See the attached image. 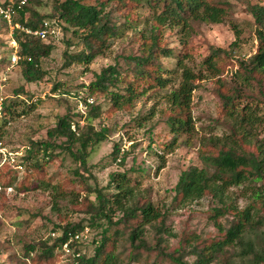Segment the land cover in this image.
I'll use <instances>...</instances> for the list:
<instances>
[{
	"label": "trees",
	"instance_id": "obj_1",
	"mask_svg": "<svg viewBox=\"0 0 264 264\" xmlns=\"http://www.w3.org/2000/svg\"><path fill=\"white\" fill-rule=\"evenodd\" d=\"M10 1L6 0L4 4ZM12 1L13 20L10 24L0 14L3 25L0 29L6 27L11 34L9 42L12 46L9 45L6 51L20 56L15 64L21 67L28 82L41 81L46 75L42 61L53 50V44L47 42L54 35L55 21L65 29H71L82 45L78 51L65 52L67 66L81 64L88 71L90 65L109 52L114 41L128 29L133 31V42L138 44L136 53L124 57V65H108L95 73L94 81L83 85L84 98H94L86 115L69 111L48 130L51 140H31L23 157L26 171L22 179H18L17 172L15 175L11 171L6 175L0 172L3 191L13 186L19 191L30 190L37 182L38 188L53 192L58 210L59 202L69 198L74 211L90 214L88 224H85L86 219L58 224L52 229V245L31 242L25 245L24 253L18 258L27 264H58L67 253L65 244L69 243V264H117V259L124 254V251L117 250L118 247L120 244L126 247L121 243L123 238L131 242L133 250L130 254L138 259L144 251L150 253L154 249L147 239L148 230L159 233V242L165 240L163 234L174 235L167 223V203L160 206L155 202L151 186L145 187L146 195L137 191L142 186L140 175L114 172L108 187H94L91 183L94 177L89 175V158L97 147L109 142L114 133L109 124L100 122L98 128L92 120L102 119L104 114L110 116L132 109L149 92L174 86L167 95L171 112L166 120L172 139L165 147L172 151L179 136L187 134L190 137L196 131L193 97L203 75L185 63L199 52L192 39L194 29L201 24H224L233 30L234 41L229 47L209 45L202 66L216 77L219 111L233 118L242 131H232L223 137H203L200 156L203 165L191 164L182 171L171 203L172 206H181L211 196L219 204L210 215L218 232L209 237L185 234L174 251H161L162 256L158 258L171 264H189L184 261L185 256L195 258L192 264H264V215L256 206L264 203V192L255 191V200L246 208H239L229 196L231 187L264 179V137H258L264 134V0H237L246 5L253 20L240 19L236 15L234 0H27L25 4L22 0ZM48 5L51 10L42 13L39 8ZM140 9L147 13L143 16ZM45 21L50 23L47 39L26 32V29L43 27ZM166 28H179L182 48L166 44ZM247 31L250 32L248 36ZM247 38L257 41L255 52L249 56L238 55ZM8 58L0 60L6 62ZM163 58L176 59L177 68L182 70L179 86L174 85L172 72L165 69ZM61 86L56 84L54 90H60ZM63 91L71 92L68 89ZM63 91L61 93H65ZM101 96L110 102L105 111L96 102ZM12 103H5L0 108L5 124L12 121L9 118L20 116L13 108L16 101ZM35 106L30 105L29 111ZM81 117L90 121L78 128V134L72 124ZM141 120H136L137 126H143ZM189 137L183 144L188 143ZM53 138L65 140L58 144ZM253 139L257 141L254 144L258 150L251 145ZM58 149L71 154L78 166L74 170V179L69 177L53 184L48 166L59 159ZM121 150V143L115 142L111 153L114 163L125 162L128 152L121 153ZM140 170L141 174L145 173ZM118 213L120 216L115 219ZM226 215L232 217L228 227L218 220ZM89 226L101 229L100 235L93 240V255L83 251L85 240H71Z\"/></svg>",
	"mask_w": 264,
	"mask_h": 264
},
{
	"label": "rangeland",
	"instance_id": "obj_2",
	"mask_svg": "<svg viewBox=\"0 0 264 264\" xmlns=\"http://www.w3.org/2000/svg\"><path fill=\"white\" fill-rule=\"evenodd\" d=\"M0 1L4 3L6 0ZM234 3H236V15L240 19L253 20L246 5L237 0H234ZM39 9L42 13L49 12L51 5ZM139 11L143 16L147 13L144 9ZM0 25L3 27L2 23ZM53 30L54 35L47 42L53 44V50L42 61V69L46 75L41 81L28 82L21 67L12 61L14 53L6 51L11 45V41L9 42L11 34L8 33L6 27L0 29V43L7 45L0 44L2 45L0 59L9 57L6 62L0 60V108L4 107L5 103L10 105L16 101L13 108L20 114L14 119L9 118L12 121L7 124L4 123L0 114V172L3 175L10 171L15 175L17 172L18 179H22L26 171L23 157L31 140H51L48 130L57 124L60 117L69 111H79L77 100L70 97L69 92L67 94L63 89L78 93L81 91L85 94L83 85L94 81L96 72H100L111 64L124 65V57L132 52L136 53L138 48V44L133 42V31L128 29L114 41L113 48L95 60L90 65V69L86 71L85 66L81 64L66 65L65 52L68 50L78 51L82 47L73 31L65 29L56 21ZM246 33V36L250 34L249 31ZM164 34L168 46L176 49L182 48V35L179 28H166ZM192 39L199 47V52L187 59L185 63L194 68L196 73H201L203 79L199 88L194 92L192 110L196 131L190 137L187 134H182L178 137L176 147L172 151L165 149L166 143L172 139L170 127L166 123L171 112L167 95L174 86L149 92L132 109L121 110L110 116L104 114L102 119L92 120L98 128L101 126L100 122L104 125L109 124L114 128V133L109 142L97 147L89 158V175L92 174L94 177L91 183L94 187H108L111 174L114 172L127 171L132 176L140 175L142 186L137 191L146 195L145 187L151 186L155 202L160 206H163L164 202L167 203L169 206L167 223L169 230L174 233L173 236L163 234L165 240L159 242V233L151 229L148 230L147 239L149 245L154 249L150 253L144 251L138 259L130 254L133 250L131 242L123 238L121 243L126 247L121 244L118 247L117 250L124 251V254L117 259V264H171L159 260L158 257L162 256V252L171 253L174 251L179 246L180 238L185 234L196 233L209 237L215 236L218 232L215 220L210 215L214 213V207L219 204L211 196H205L200 200L181 206H172L171 203L182 171L191 164L203 165L200 157L203 137L210 135L223 137L232 131L237 133L242 131L233 118L225 116L219 111L215 91L216 77L202 66V62L208 54L209 45L229 47L235 39V34L228 25L201 24L194 29ZM245 41L239 48L238 55L249 56L255 52L257 47L255 38H247ZM162 61L165 64V69L172 72L171 77L174 85L179 86L182 80V70L177 68L176 59L163 58ZM56 84H61L60 91L65 93H59V90L55 91ZM25 93L27 94L25 95ZM96 102L102 106L103 111L110 104L109 100L103 96ZM32 104L36 106L29 111V106ZM84 109L86 115L90 106ZM25 112L26 114H24ZM84 118L86 125L90 120ZM137 119L143 122V126H137ZM152 137L154 138L153 143H151ZM188 137V143L183 144ZM258 137L261 139L264 134ZM52 140L61 144L65 139L53 138ZM253 140L251 145H254V150H258V146L254 144L257 141ZM115 142L121 143V153L124 150L128 152L123 164H121L122 161L115 163L112 161L111 153ZM150 145L151 147H149ZM56 153H58L59 159L50 162L48 166L52 183L57 184L69 177L74 179L77 162L66 151L58 149ZM160 166L161 168H159ZM140 169L145 173L141 174ZM37 184V182L33 183L30 190L26 191H19L15 186L8 187L3 191L0 185V264H27L18 258L24 253L26 244L47 242L52 245L54 242L52 229L58 224H64L67 220L78 222L82 219H86L85 224L89 222L90 214L74 211L69 198L59 202L60 210L55 208L53 192L38 188ZM260 190L264 192V179L252 184L248 182L231 187L229 196L239 208H246L255 200V191ZM84 195L83 193L82 196ZM256 206L264 215V203H257ZM119 216L118 213L115 219H118ZM231 218L230 215H226L219 217L218 220L228 227ZM20 222H22L21 225H19ZM89 229L88 238L82 245V249L85 253L93 255V240L95 236L100 235L101 229L91 226ZM194 260L193 256L184 257V261L189 264H192ZM70 261L67 252L58 264H69Z\"/></svg>",
	"mask_w": 264,
	"mask_h": 264
},
{
	"label": "built area",
	"instance_id": "obj_3",
	"mask_svg": "<svg viewBox=\"0 0 264 264\" xmlns=\"http://www.w3.org/2000/svg\"><path fill=\"white\" fill-rule=\"evenodd\" d=\"M27 0H22V4H25ZM0 14L3 15V17L11 24L12 20H13V16L15 14V10H14V3L11 0L8 4H4L3 2L0 1ZM49 29H50V23L48 21L44 22L43 27L39 28V29H26V32L32 35H37L39 37H41L42 39H47L48 37V33H49ZM52 32L54 33V30L52 29ZM20 59V56L17 53H14L12 56V61L13 63H17L18 60ZM59 93H61V91H58ZM58 93V94H59ZM68 94V93H67ZM70 97H74L77 100V104H79V111L82 113H85V109L86 107H88L89 104H93L94 103V98L93 97H88L87 99L84 98V93L83 92H69L68 94ZM84 107V108H83ZM85 118L81 117V119L77 120L76 122H73L72 124V129L74 131H77V133L79 134L78 128L82 127L85 125ZM90 232L89 228H85V230L82 233H78L75 235V237H71V240L74 239H82V240H86L88 238V233ZM69 243L65 244L64 249L66 250V252H69Z\"/></svg>",
	"mask_w": 264,
	"mask_h": 264
}]
</instances>
